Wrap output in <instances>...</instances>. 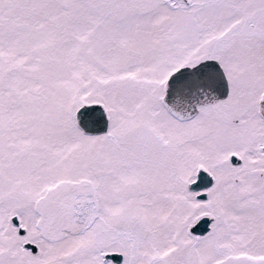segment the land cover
Returning a JSON list of instances; mask_svg holds the SVG:
<instances>
[{
  "label": "snow or ice",
  "instance_id": "1",
  "mask_svg": "<svg viewBox=\"0 0 264 264\" xmlns=\"http://www.w3.org/2000/svg\"><path fill=\"white\" fill-rule=\"evenodd\" d=\"M0 264H264V0H0Z\"/></svg>",
  "mask_w": 264,
  "mask_h": 264
}]
</instances>
